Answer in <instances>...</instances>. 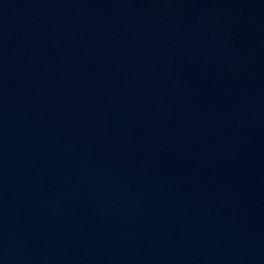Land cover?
Wrapping results in <instances>:
<instances>
[{
	"label": "water",
	"instance_id": "water-1",
	"mask_svg": "<svg viewBox=\"0 0 264 264\" xmlns=\"http://www.w3.org/2000/svg\"><path fill=\"white\" fill-rule=\"evenodd\" d=\"M0 264H264V220L145 191L0 122Z\"/></svg>",
	"mask_w": 264,
	"mask_h": 264
}]
</instances>
